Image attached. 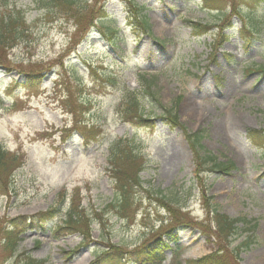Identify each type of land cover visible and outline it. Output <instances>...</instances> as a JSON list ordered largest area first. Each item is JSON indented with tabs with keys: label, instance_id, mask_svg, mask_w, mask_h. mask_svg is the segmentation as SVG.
<instances>
[{
	"label": "rangeland",
	"instance_id": "obj_1",
	"mask_svg": "<svg viewBox=\"0 0 264 264\" xmlns=\"http://www.w3.org/2000/svg\"><path fill=\"white\" fill-rule=\"evenodd\" d=\"M77 1L95 13L104 5L105 17L95 25L82 13L78 28L58 0H0V18L20 11L26 20L20 42L1 53L9 70L0 68V146L17 164L0 179V264H94L109 246L118 254L109 264H158L133 256L159 235L162 264L249 238L238 264H264V145L247 136H264V0H132L148 32L127 20L130 0ZM187 22L213 29L193 37ZM28 76L33 88H24ZM130 96L153 129L122 122ZM166 110L200 133L201 156L231 168L205 165L197 175L180 127L161 119ZM120 140L138 155L136 180L129 165L110 162ZM206 198L244 221L228 247L213 234ZM69 213L86 232H54ZM42 215L10 254L12 221Z\"/></svg>",
	"mask_w": 264,
	"mask_h": 264
},
{
	"label": "trees",
	"instance_id": "obj_2",
	"mask_svg": "<svg viewBox=\"0 0 264 264\" xmlns=\"http://www.w3.org/2000/svg\"><path fill=\"white\" fill-rule=\"evenodd\" d=\"M61 6L63 7L62 12L63 14L67 15L68 18L74 19L76 21V25L78 28L82 25L84 22L83 17H81L82 13L87 17V20H98L100 18V15H104V6L100 7L99 11L95 13V10L91 9L90 6L83 5L78 3L77 0H58ZM63 3V4H62ZM131 5V8L129 9V20L132 21V24H134L137 28L142 29L143 31H148V25L146 23L145 17L141 14V8L138 9L135 4L132 2L129 3ZM80 8H83V12H81ZM95 14V18L92 17ZM4 15V16H3ZM26 20L24 19L23 13L20 11L18 12H9L7 14H2L0 18V68L4 70H9L5 63V59H2L1 53L4 50H10L14 46H16L20 41V38L23 36L25 32V25ZM87 23V22H86ZM189 23V27L191 29V33L194 36H203L206 35V32L210 29L207 26H203L201 24H193ZM264 73V71H262ZM34 78L32 76H28L27 79V87L33 88L34 85L33 82ZM38 85V84H37ZM121 112V119L122 122H126L132 126H149L151 129L154 128L155 120L143 117L141 114V111L139 110V102L136 100L134 96H130L127 100L124 101L123 106L120 108ZM161 119L165 122L171 123L173 126L177 127L179 126L178 120L175 117V115L171 112L166 110ZM185 140L188 142L190 150L193 155V162L195 164V173L198 175L200 174L201 168L205 165H209L211 172L213 169H219L220 171L226 170L228 168H231L229 165L219 164L216 163L215 159L212 157H203L201 156L202 147H201V135L200 133H192L187 132L185 129L181 126H179ZM248 139L255 145H264V136L259 135L255 131H249L248 132ZM134 147L131 146V144L128 141L120 140L118 143H116L114 150L111 152V160L110 162L115 165L116 162L122 163L123 166L129 165L130 169L126 171V177L130 180H136L138 176H136L135 169L137 164V157L138 155L135 154ZM17 164V159L14 156H11L9 152L2 147H0V179L5 177L8 173V170L14 165ZM196 183H198L199 179L197 176ZM123 187V186H122ZM127 189V187H126ZM161 195V193L159 192ZM166 197L160 196L159 200H156L159 204H161L162 207L166 208L167 206H170V204H167L164 200ZM207 199V198H206ZM210 200L207 199V207L210 211V215H212V223L214 226V235L215 238H217L219 241L226 242V246H230L234 241L236 237L237 232V223L244 222L243 220H236L232 221L230 220L226 215H220L218 214L215 209L211 207L209 204ZM168 208V207H167ZM119 209L121 211H124L128 209V203L127 200L123 204L119 205ZM168 211V210H167ZM171 209L169 208L168 213H170ZM173 214V213H172ZM53 216L52 212L48 213V217ZM173 217L178 219L177 216L173 214ZM34 218V217H33ZM43 219V215L40 219V221H35V219H27L24 217H21L20 219L13 220L12 224L9 228V230L5 231L6 237L4 238L3 246L5 249L9 251L11 254L14 251V247H16V243L18 241V237L21 235V233L26 231H32L37 226H39L38 223H40ZM75 216L74 215H68L66 218V221L64 223L63 227L55 228L54 232H63L65 229H77V230H84L86 232L88 228L87 223H82L80 225L79 222L74 221ZM178 222V221H176ZM173 230L169 231L167 234L171 235ZM165 234V233H164ZM163 234V235H164ZM88 235V234H87ZM235 238V239H234ZM160 235L158 237L152 238L151 242L148 244H145L140 247L136 255L133 257L136 259H140V256H144V260L149 261L152 260L155 263L162 264L161 258H162V252L164 251V248H168L167 245L161 244ZM174 245L177 244V239L175 237L172 238V242ZM250 244V238L249 240L242 241L240 244L237 245L236 248L232 250H228L225 252L223 247H218L213 251V253L209 255H205L202 258H198L194 261L188 262V264H238L239 263V257L238 254L241 249L247 248ZM110 247V246H109ZM117 249L115 247H110L107 252H104L102 255L96 259L94 264H109L113 261H115V258H118ZM232 260L229 263L231 257ZM21 264H37L35 260H31L29 258L25 259L23 263Z\"/></svg>",
	"mask_w": 264,
	"mask_h": 264
}]
</instances>
